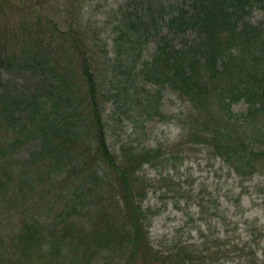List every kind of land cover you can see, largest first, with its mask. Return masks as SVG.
Here are the masks:
<instances>
[{"label": "trees", "instance_id": "obj_1", "mask_svg": "<svg viewBox=\"0 0 264 264\" xmlns=\"http://www.w3.org/2000/svg\"><path fill=\"white\" fill-rule=\"evenodd\" d=\"M17 1L0 0V11L30 14L36 4L50 0ZM260 2L124 0L113 15L115 56L106 64V81L92 72L88 28L72 14L76 7H70L69 30L63 34L67 41L58 48L68 52L67 43L76 54L83 86L66 68L58 71L51 60L24 48L33 42L21 34L25 29L9 31L0 44V171L9 172L4 162L26 144L34 146L26 165L82 162L85 183L76 189L79 201L72 210L89 220L87 227H79L81 219L73 216L59 240H50V231L44 236L40 218L24 220L13 235L15 243L0 237V264H32L34 258L47 264H196L184 246L163 251L149 241L137 173L146 163L168 160L167 152L159 145L112 149L105 104L108 98H121V108L127 106L124 110L136 112L138 119H162L159 101L169 93L183 105L176 126L185 142L209 148L236 177H253L264 169V26L250 20ZM43 17L52 30L61 31L54 19ZM149 42L154 48L145 58ZM44 62L57 82L47 93L24 96L5 88L6 71ZM240 103L246 110L235 114L233 107Z\"/></svg>", "mask_w": 264, "mask_h": 264}, {"label": "rangeland", "instance_id": "obj_2", "mask_svg": "<svg viewBox=\"0 0 264 264\" xmlns=\"http://www.w3.org/2000/svg\"><path fill=\"white\" fill-rule=\"evenodd\" d=\"M123 1L50 0L36 4L30 14L0 11V44L5 42L9 31L19 30L20 34L25 29L21 34L33 37V42L24 48L51 60L58 71L66 68L74 82L78 79L79 86H83L76 54L67 43L68 52L58 48L61 41H67L63 34L69 30L67 20L72 16L69 9L76 7L72 14L88 28L85 35L89 37L85 40L88 55L91 54L94 60V63L91 61L92 72L96 76L100 74L106 81L110 75L106 64L115 56L111 41L113 15ZM9 7L11 5L6 9L10 10ZM43 14L54 19L61 31L52 30L53 24L50 26L45 22ZM38 18L42 19L39 21ZM250 20L264 26V0L256 5ZM72 25L76 28V24ZM44 31L48 32L45 37ZM153 48V42L145 46V58ZM43 66L34 64L6 71L3 75L5 88L24 96L47 93L51 86H57V82L47 72L45 62ZM120 99L108 98L103 114L108 124L107 141L112 149L121 144L146 149L159 145L167 152L168 160L146 163L137 173L152 245L163 251L184 246L196 258V264H264V169L247 180L238 178L209 148L185 142L176 126L183 105L169 93H163L159 101L164 114L162 119L140 120L136 112L124 110L127 106L121 108ZM245 110L242 103L233 107L235 114ZM33 149L32 144L22 146L10 155L8 163L4 162L3 166L9 172L5 175L0 171V237L6 235L8 240L9 236L14 243L17 239L13 235L18 233L22 222H32L34 217L42 220L44 236L50 231V240L61 238L73 216L75 220L81 219L79 227L88 226L89 215L82 219L72 210L79 201L76 189L80 182L85 183L83 163L70 160L69 166L26 165ZM40 168H43L42 175ZM81 190L86 193V189ZM100 204L107 205V202L102 200ZM99 206L97 203L96 207ZM65 234L68 236L69 231ZM46 246L49 250V244ZM45 254L51 258L57 256L49 251ZM32 264L47 263H39L34 258Z\"/></svg>", "mask_w": 264, "mask_h": 264}]
</instances>
